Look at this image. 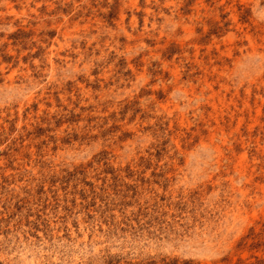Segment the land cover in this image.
Segmentation results:
<instances>
[{"label":"rangeland","instance_id":"1","mask_svg":"<svg viewBox=\"0 0 264 264\" xmlns=\"http://www.w3.org/2000/svg\"><path fill=\"white\" fill-rule=\"evenodd\" d=\"M0 264H264V0H0Z\"/></svg>","mask_w":264,"mask_h":264}]
</instances>
